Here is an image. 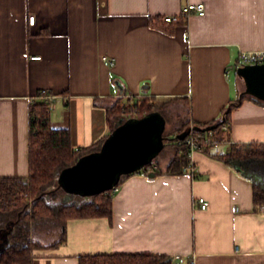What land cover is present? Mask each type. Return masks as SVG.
I'll return each mask as SVG.
<instances>
[{
    "label": "crops",
    "instance_id": "obj_1",
    "mask_svg": "<svg viewBox=\"0 0 264 264\" xmlns=\"http://www.w3.org/2000/svg\"><path fill=\"white\" fill-rule=\"evenodd\" d=\"M198 1L205 14L172 32L149 22ZM257 49L264 50V0H0V176L28 175L29 104L41 89L52 94V123L70 128L77 149L109 132L106 105L116 97H183L175 102L188 104L192 120L219 119L243 86L239 53ZM225 139L220 151L264 142V104L244 99ZM191 163L182 174L129 175L114 191L110 218L68 219L66 241L36 251L31 264L115 252L165 254L172 264L176 255L195 264H264V206L255 211L253 201V180L264 185V173L240 172L204 150Z\"/></svg>",
    "mask_w": 264,
    "mask_h": 264
},
{
    "label": "trees",
    "instance_id": "obj_2",
    "mask_svg": "<svg viewBox=\"0 0 264 264\" xmlns=\"http://www.w3.org/2000/svg\"><path fill=\"white\" fill-rule=\"evenodd\" d=\"M168 23L162 16L150 18L152 26L162 27L172 32L173 27L184 20ZM243 86L236 98L230 100L223 109L222 116L211 122H197L189 115L188 104L184 107L175 102L183 97L160 99L144 94L135 99L116 97L106 105L109 132L98 141L75 148L71 141V131L68 126H55L52 123L53 99H45L51 93L39 90L29 104V139L28 164L29 172L23 176H0V264H31L36 251L58 248L66 241V222L71 218L111 217L113 213L114 188L92 194L91 199L80 203H59L51 205L46 196L56 192L61 186L59 174L61 170L76 162L89 152L99 150L105 139L117 126L129 117H141L153 111H161L166 117V125L162 133L163 144L173 147L172 156L165 166L160 164L158 157L147 163L142 172L149 177L161 173L182 174L190 172L189 150L186 139L193 135L201 140L211 136L213 143H204L199 150H204L213 157L233 165L240 172L254 171L264 173V142H230L227 151H220L219 144L226 141V131L223 125L230 128L231 115L234 108L242 104L244 99H253L264 104V99L246 92ZM168 117L174 119V125ZM170 125L169 130L167 126ZM133 172V173H135ZM123 174L116 186H119L129 175ZM194 173H192L193 175ZM254 210L264 206V185L253 180ZM53 218L61 223L58 239L49 244L42 243L32 236L33 227ZM13 221V222H11ZM12 223V224H11ZM7 233V242L2 236ZM171 256L143 252H115L80 254L78 264H172Z\"/></svg>",
    "mask_w": 264,
    "mask_h": 264
},
{
    "label": "water",
    "instance_id": "obj_3",
    "mask_svg": "<svg viewBox=\"0 0 264 264\" xmlns=\"http://www.w3.org/2000/svg\"><path fill=\"white\" fill-rule=\"evenodd\" d=\"M238 71L245 91L264 99V63L246 64ZM165 125L166 117L159 110L127 118L110 132L99 150L80 156L61 170V186L81 195L114 188L123 174L142 169L158 156Z\"/></svg>",
    "mask_w": 264,
    "mask_h": 264
},
{
    "label": "built area",
    "instance_id": "obj_4",
    "mask_svg": "<svg viewBox=\"0 0 264 264\" xmlns=\"http://www.w3.org/2000/svg\"><path fill=\"white\" fill-rule=\"evenodd\" d=\"M206 12V6L203 1H198V2H188L184 5H182L180 11L175 14H166L163 15L162 18L164 21L168 23H172L175 21L180 20L181 18H186L191 14H199V15H204ZM29 23L34 24L36 21V15L34 13H30L28 17ZM32 58H40L39 55L32 56ZM102 60L106 65L112 66L114 64V58L110 57L106 54L102 56ZM257 63H264V50L263 49H257V50H243L239 53L235 65L237 68L242 67L246 64H257ZM229 69L226 70V74H228ZM47 89H42V91H46ZM45 99H50L52 98V94H46ZM223 129L228 132L229 126L228 124L223 125ZM187 144L190 145V150H189V157H190V166L192 165L191 163V156L194 151L199 150L200 147L204 143H213V139L211 136H206L204 139H200L198 136H189L186 139ZM188 169H191L189 167ZM118 190V186L114 187V191ZM196 202L198 203L199 207L202 209H206L209 206V201L203 197L200 196L196 199ZM176 259V264H195L194 262L190 261H185L181 259L180 255L175 256Z\"/></svg>",
    "mask_w": 264,
    "mask_h": 264
},
{
    "label": "rangeland",
    "instance_id": "obj_5",
    "mask_svg": "<svg viewBox=\"0 0 264 264\" xmlns=\"http://www.w3.org/2000/svg\"><path fill=\"white\" fill-rule=\"evenodd\" d=\"M234 94L238 92L240 88L239 82L233 85ZM53 104V103H52ZM170 122H174L172 117H168ZM174 125V123H172ZM170 125L167 126L169 130ZM220 150L223 149L222 146L219 148ZM173 152V147L169 144H163L160 153L158 154V159L165 163L171 156ZM47 201L50 202L51 205H57L59 203H75L79 205L80 203L91 199V195H81L73 192H69L63 187L57 189L56 192H49L46 196ZM13 222V221H11ZM12 224V223H11ZM61 232V223L59 222L58 218H53L46 222L38 223L33 227L32 236L39 239L42 243L48 244L60 236Z\"/></svg>",
    "mask_w": 264,
    "mask_h": 264
}]
</instances>
